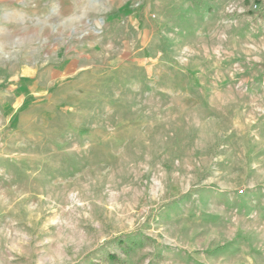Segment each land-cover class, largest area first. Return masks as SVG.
Listing matches in <instances>:
<instances>
[{
	"label": "rangeland",
	"instance_id": "rangeland-1",
	"mask_svg": "<svg viewBox=\"0 0 264 264\" xmlns=\"http://www.w3.org/2000/svg\"><path fill=\"white\" fill-rule=\"evenodd\" d=\"M0 264H264V0H0Z\"/></svg>",
	"mask_w": 264,
	"mask_h": 264
},
{
	"label": "trees",
	"instance_id": "trees-1",
	"mask_svg": "<svg viewBox=\"0 0 264 264\" xmlns=\"http://www.w3.org/2000/svg\"><path fill=\"white\" fill-rule=\"evenodd\" d=\"M118 245L123 253H129L134 250L136 247L143 244V240L135 237H131L129 235L125 236V238H117ZM112 258L115 256L110 254Z\"/></svg>",
	"mask_w": 264,
	"mask_h": 264
}]
</instances>
